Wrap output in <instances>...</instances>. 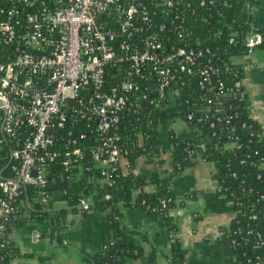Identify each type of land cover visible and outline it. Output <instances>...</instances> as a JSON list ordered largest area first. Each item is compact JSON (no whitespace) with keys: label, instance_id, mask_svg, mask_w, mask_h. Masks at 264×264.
Segmentation results:
<instances>
[{"label":"built area","instance_id":"built-area-1","mask_svg":"<svg viewBox=\"0 0 264 264\" xmlns=\"http://www.w3.org/2000/svg\"><path fill=\"white\" fill-rule=\"evenodd\" d=\"M195 2L205 7L215 0H2L0 121L15 165L13 178H0V235L19 219L15 204L25 187L39 189L37 202L49 204L58 143L65 172L85 171L89 152L108 173L98 184L112 186L123 165L118 142L125 112L143 103L210 106L220 96L243 95L213 64L209 44L217 34L208 32ZM253 30L245 40L248 54L263 42ZM194 118L186 112L188 123L177 117L164 124L177 135ZM198 121L211 122L206 114ZM84 141L92 144L82 147ZM79 203L90 210L87 199Z\"/></svg>","mask_w":264,"mask_h":264},{"label":"trees","instance_id":"trees-1","mask_svg":"<svg viewBox=\"0 0 264 264\" xmlns=\"http://www.w3.org/2000/svg\"><path fill=\"white\" fill-rule=\"evenodd\" d=\"M234 1L215 0L214 5L205 7H200L195 2L193 7L197 16L205 19L208 32L217 34L215 41L209 44L213 64L224 71L222 79L228 86L236 84L241 86L243 95L220 96L210 106L195 101L194 104L192 102L187 107H181L177 105V102H182L181 99L172 104L162 102L160 107L143 103L137 112L131 110L123 114L118 142L123 165L113 175L112 186H100L98 183L94 184L95 187L92 185V188L97 190L100 200L91 206L90 210H110L111 215L107 221L109 231L100 252L83 253L86 264L137 263L143 251L141 247L123 239L122 228L117 220L123 216L125 208L135 207H141L156 215L159 225L173 235L170 244V264H188L185 261L186 253L177 238V224L171 215L177 201L173 182L178 175L196 162L213 166L211 174L218 183L219 194L236 209L235 218L222 231L223 243L232 249L235 264H264V131L250 116L249 96L241 84L245 76L243 67L231 62L232 58L247 54L245 40L256 32L253 28L257 29L263 39L258 47H264V30L254 20L246 24H237L232 28L228 27L224 23L222 13L226 5ZM196 95L194 99H198L199 94ZM186 112L195 113V118L186 127L190 132L193 131L192 137H178L170 131L165 144L161 138L162 124L167 118L177 117L188 123L185 120ZM205 114L214 122V127H211V122L199 123L198 117ZM2 115L0 112V117ZM229 119L230 123H227ZM1 138L0 121L2 140L0 172L2 178L10 179L13 178L12 167L15 165L11 158L13 145L7 138ZM202 140L208 142L201 144ZM89 144H92L91 141H84L81 146ZM57 151L59 155L52 172L55 175H62L68 183L79 169L74 168L70 172H65L66 158L61 142L57 145ZM143 161L151 170L147 176L137 173ZM83 164L84 172L95 182L104 180L108 175L106 169H98L95 166L89 152L85 154ZM87 167L90 170H86ZM69 190L68 192L73 194V191ZM106 194L110 195V199H105ZM39 195L40 190L32 186L23 189V193L16 201V208L19 209L20 202L27 197L30 203L32 201L35 203L33 202L34 209L28 210V213L20 212L19 219L46 218L47 214L43 212L45 206L36 200ZM192 196L189 198H194L195 195ZM80 198L74 193L71 200L79 203ZM8 231L9 223L0 235V264H13L19 257L17 250L8 245Z\"/></svg>","mask_w":264,"mask_h":264},{"label":"crops","instance_id":"crops-1","mask_svg":"<svg viewBox=\"0 0 264 264\" xmlns=\"http://www.w3.org/2000/svg\"><path fill=\"white\" fill-rule=\"evenodd\" d=\"M223 19L230 28L254 20L264 30V0H235L225 7ZM231 62L245 69L241 84L249 96L250 116L264 131V47L234 57ZM169 129L171 125L162 124L161 138L165 144ZM1 135L4 138L2 131ZM177 135L192 137L187 129H179ZM207 142L202 140L201 144ZM212 171L211 164L192 163L173 182L177 201L171 215L177 224V238L188 264L236 263L232 249L223 243L222 231L231 224L237 212L219 194ZM137 173L147 176L151 170L143 161ZM55 180L50 186L51 200L43 209L46 218L26 220L22 217L9 222L8 245L19 254L13 264H86L83 253L94 254L103 249L109 231L110 210L85 213L83 208L78 209L80 203L71 200L75 193L93 207L100 200L97 190L92 188L98 182L80 169L68 183L62 175L56 174ZM192 195L194 198H189ZM33 202L30 203L28 197L23 199L20 212L26 214L34 209ZM119 223L123 239L143 251L136 264H170L173 235L159 225L156 215L141 207L125 208Z\"/></svg>","mask_w":264,"mask_h":264},{"label":"water","instance_id":"water-1","mask_svg":"<svg viewBox=\"0 0 264 264\" xmlns=\"http://www.w3.org/2000/svg\"><path fill=\"white\" fill-rule=\"evenodd\" d=\"M246 44V43H245ZM1 105V104H0ZM2 131V129H1ZM53 168V167H52ZM0 178L2 179V173H0ZM52 183L55 184L56 183V180H55V175L53 174L52 175ZM78 209L81 211L82 210V207L79 206Z\"/></svg>","mask_w":264,"mask_h":264},{"label":"rangeland","instance_id":"rangeland-1","mask_svg":"<svg viewBox=\"0 0 264 264\" xmlns=\"http://www.w3.org/2000/svg\"><path fill=\"white\" fill-rule=\"evenodd\" d=\"M196 25H197V24H194V26H196ZM199 26H200V27H202V25H201V24H199Z\"/></svg>","mask_w":264,"mask_h":264}]
</instances>
